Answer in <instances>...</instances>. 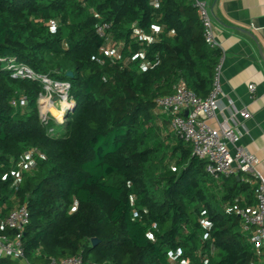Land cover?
<instances>
[{"label":"trees","instance_id":"1","mask_svg":"<svg viewBox=\"0 0 264 264\" xmlns=\"http://www.w3.org/2000/svg\"><path fill=\"white\" fill-rule=\"evenodd\" d=\"M193 1L0 0V236L16 234L4 221L25 205L28 264L76 256L94 264L257 259L234 213L255 202L257 183L212 179L186 142L170 131L165 143L155 123V100L180 82L206 98L222 56L204 42ZM9 60L68 83L75 110L61 123L43 120V83L13 77ZM29 150L38 154L26 171Z\"/></svg>","mask_w":264,"mask_h":264},{"label":"built area","instance_id":"2","mask_svg":"<svg viewBox=\"0 0 264 264\" xmlns=\"http://www.w3.org/2000/svg\"><path fill=\"white\" fill-rule=\"evenodd\" d=\"M193 7L197 9L199 14L204 42L209 48L219 50V46L214 40L211 17L206 4L194 0ZM46 24L51 31L57 27L54 20H49ZM107 28L108 25L102 24L96 28V32L99 35H103ZM140 37L142 40L147 39L144 35H140ZM7 67L13 70V77L40 79L46 91L52 85L56 89H61L63 91L61 98L63 103H65L62 109L63 114L71 107V104L69 106L66 103L70 88L68 83L53 81L46 76H36L27 67L15 65L13 60L8 61ZM220 76L221 58L215 67L212 88L206 98L201 99L197 97L186 88L184 83L180 82L172 94L159 97L155 100L153 113L165 116L169 122L170 131L191 147L193 155L206 163L205 172L209 177L219 180L221 178L242 175L246 177H244L245 180L242 178L245 182L253 180L257 183L255 204L245 208L234 207V213L239 217L242 230L247 235L251 248L257 258L248 264H264L261 256V251L264 249V180L258 169L259 159L240 144L241 137L246 132L241 122L235 121L232 126L223 123L212 126L209 123L216 119L217 113L220 110ZM248 91L253 94L255 86L253 84L248 85ZM41 95H39V98ZM20 103L24 104V101L21 100ZM13 104L15 103L13 102ZM235 114L242 120L251 117L245 108L237 110ZM36 154L38 153L35 150H29L24 153L22 170L28 171L33 169L35 166L33 157ZM28 220L29 216L25 205L16 206L7 214L4 223L7 228L15 230L16 234L0 236V258L16 259L23 264L25 259L23 257L20 236L28 224ZM201 224L206 226L205 221H201ZM48 264L94 263H84L80 256H76L57 260L51 259ZM173 264L176 263L173 262ZM184 264H188V261H185Z\"/></svg>","mask_w":264,"mask_h":264},{"label":"crops","instance_id":"3","mask_svg":"<svg viewBox=\"0 0 264 264\" xmlns=\"http://www.w3.org/2000/svg\"><path fill=\"white\" fill-rule=\"evenodd\" d=\"M198 1L209 10L214 40L222 54L220 110L209 123L243 124L246 132L240 144L258 157L264 180V0ZM250 84L255 86L253 94L248 91ZM242 108L250 113L249 119L242 120L235 114ZM261 256L264 260V249Z\"/></svg>","mask_w":264,"mask_h":264},{"label":"rangeland","instance_id":"4","mask_svg":"<svg viewBox=\"0 0 264 264\" xmlns=\"http://www.w3.org/2000/svg\"><path fill=\"white\" fill-rule=\"evenodd\" d=\"M41 95V94H40ZM63 91L61 89H56L53 85L49 86L48 90H44L41 97H38V106L40 115L43 120L54 119L57 123H61L65 120V112L63 114L62 109L65 106L62 97ZM70 106L71 102L66 100ZM156 117L155 123L160 128L161 135L165 143H171V138L165 140L166 135L170 132L169 125L165 123L163 116L159 113H153ZM173 143V142H172ZM168 166L172 165V162L166 158L165 160ZM16 205L13 207L15 208ZM23 264H27L23 261Z\"/></svg>","mask_w":264,"mask_h":264},{"label":"water","instance_id":"5","mask_svg":"<svg viewBox=\"0 0 264 264\" xmlns=\"http://www.w3.org/2000/svg\"><path fill=\"white\" fill-rule=\"evenodd\" d=\"M67 75H71V72H67ZM76 106H77L76 104H73V106L70 108L71 113L75 110ZM236 179H238V176H236ZM91 243L93 245H95L97 243V240L96 239H92Z\"/></svg>","mask_w":264,"mask_h":264}]
</instances>
